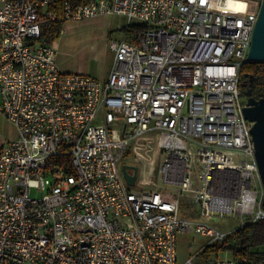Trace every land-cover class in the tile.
Masks as SVG:
<instances>
[{
  "label": "built area",
  "instance_id": "1",
  "mask_svg": "<svg viewBox=\"0 0 264 264\" xmlns=\"http://www.w3.org/2000/svg\"><path fill=\"white\" fill-rule=\"evenodd\" d=\"M258 12L236 14L229 0L64 1L61 11L57 0H0V111L17 131L0 151V264H177L180 235L208 237L201 251L263 218L239 85ZM115 14L144 28L110 40L107 78L63 71L44 29ZM129 155L150 178L127 182ZM228 172L234 197L217 184ZM230 214L238 226L212 223ZM195 256L183 264H237Z\"/></svg>",
  "mask_w": 264,
  "mask_h": 264
},
{
  "label": "crops",
  "instance_id": "2",
  "mask_svg": "<svg viewBox=\"0 0 264 264\" xmlns=\"http://www.w3.org/2000/svg\"><path fill=\"white\" fill-rule=\"evenodd\" d=\"M96 18L104 22L102 25L105 28L102 30L101 36L92 35L85 29L86 27L87 29L92 27ZM136 23V21L129 23L127 17L120 14L96 15L87 18L66 20L61 35L54 41L57 49V59L61 69L65 72L90 74L98 79L107 78L114 63V53L109 46L110 40L112 38L134 40V34L130 33L127 35L126 30L123 28H127L130 24ZM114 32L116 34H113ZM11 124L13 125L12 122ZM16 137L17 131L14 126L7 138L13 140ZM1 146L0 144V148ZM209 257L210 255L206 256L204 261Z\"/></svg>",
  "mask_w": 264,
  "mask_h": 264
},
{
  "label": "trees",
  "instance_id": "3",
  "mask_svg": "<svg viewBox=\"0 0 264 264\" xmlns=\"http://www.w3.org/2000/svg\"><path fill=\"white\" fill-rule=\"evenodd\" d=\"M64 1L77 4L82 0H57L58 9L61 11ZM91 1V0H85ZM67 19L59 17L51 26L43 31V37L47 42H53L59 38ZM143 24H130L123 28L127 35L141 31ZM247 71L248 73H245ZM253 76L251 88L253 93L264 97V61H246L240 72V87L244 78ZM221 252L230 254L237 264H264V217L255 221H249L244 226H239L224 242H211L203 247L200 254L203 256H218Z\"/></svg>",
  "mask_w": 264,
  "mask_h": 264
},
{
  "label": "rangeland",
  "instance_id": "4",
  "mask_svg": "<svg viewBox=\"0 0 264 264\" xmlns=\"http://www.w3.org/2000/svg\"><path fill=\"white\" fill-rule=\"evenodd\" d=\"M230 5L232 6V12L236 14H243L247 13L249 11H252L255 9V7L259 6V0H229ZM104 22L100 20L99 18H96L93 22V26L85 28L86 31H88L90 34H94L96 36L102 35V30L105 28ZM98 26V27H97ZM108 34V33H107ZM113 34H116L115 32ZM242 99L245 100L244 96L242 95ZM14 126L11 124V122L7 119V117L0 111V144L3 145L10 139L7 138V136L11 133L12 128ZM0 148V150H1ZM124 163H133L134 160L131 158V156H127L123 159ZM136 164L139 167V178L145 177L150 178L151 174L146 168L145 161L141 160L139 162H136ZM157 171L155 172V174ZM239 178L236 173L228 172L220 174L217 178V184L220 188L225 189L226 191L231 194V196H236L238 192V185ZM172 187L176 185H171ZM137 187H141L139 184H137ZM148 187V186H143ZM33 195H40L41 193L33 189L32 190ZM183 212L185 214H189L192 210V200L191 197H186L183 202ZM198 216V215H195ZM199 218V217H198ZM212 223H216L221 225L223 228H230L234 226H238L240 224V216H234L233 214L228 215L227 217L223 219H212ZM208 237L201 236L200 234L196 233H188V234H182L178 238V261L177 264H183L184 259L187 256L195 254V261H203L205 256L200 254V248L208 241ZM220 256H224V252H221L219 254ZM230 255V254H229ZM231 256V255H230Z\"/></svg>",
  "mask_w": 264,
  "mask_h": 264
},
{
  "label": "water",
  "instance_id": "5",
  "mask_svg": "<svg viewBox=\"0 0 264 264\" xmlns=\"http://www.w3.org/2000/svg\"><path fill=\"white\" fill-rule=\"evenodd\" d=\"M248 61H264V0L261 1L257 21L252 34ZM250 95L251 91H245ZM245 117L253 121L251 129L256 149V159L264 187V97L255 99L249 96L244 107ZM132 170V172L130 171ZM122 172L130 185H135L139 167L132 163H123ZM264 203V200H263Z\"/></svg>",
  "mask_w": 264,
  "mask_h": 264
},
{
  "label": "flooded vegetation",
  "instance_id": "6",
  "mask_svg": "<svg viewBox=\"0 0 264 264\" xmlns=\"http://www.w3.org/2000/svg\"><path fill=\"white\" fill-rule=\"evenodd\" d=\"M261 1L262 0H259V3L260 4H261ZM260 4L258 6L259 8H260ZM255 8H257V7H255ZM245 73H248V72L245 71ZM252 81H253V76H250V78H248V79L244 78L243 81L241 82V87H240L241 88V96L242 95L244 96L245 101H247V98L249 96H252L255 99H260L262 97V95L261 96H258V95H256V94L253 93V90L251 88ZM239 85H240V83H239ZM247 90H250L251 91V94L250 95L245 94V91H247Z\"/></svg>",
  "mask_w": 264,
  "mask_h": 264
}]
</instances>
